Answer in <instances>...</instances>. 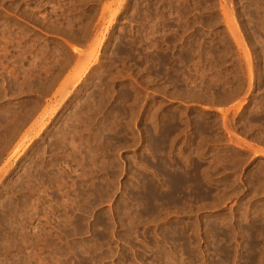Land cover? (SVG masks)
<instances>
[{"label":"rangeland","instance_id":"rangeland-1","mask_svg":"<svg viewBox=\"0 0 264 264\" xmlns=\"http://www.w3.org/2000/svg\"><path fill=\"white\" fill-rule=\"evenodd\" d=\"M251 226L264 264V0H0V264H225Z\"/></svg>","mask_w":264,"mask_h":264},{"label":"bare ground","instance_id":"bare-ground-1","mask_svg":"<svg viewBox=\"0 0 264 264\" xmlns=\"http://www.w3.org/2000/svg\"><path fill=\"white\" fill-rule=\"evenodd\" d=\"M169 66H172L170 63H166ZM177 64L173 66V71L176 72ZM113 113H121L124 112L119 110L118 108H113L111 110ZM179 130L178 125L170 124L165 129V134L174 133ZM111 131V130H110ZM150 139L149 145L151 146L152 151L158 152L161 154L163 152L164 142L162 140H159L161 137H153L148 136ZM21 146V143L18 145V148ZM167 161L160 159L159 164L156 165V170L159 175V177L163 178L161 179V182H159L158 185L150 184L147 185L144 189L145 191L143 193H137L132 194V197L138 201V206H142V216H154L157 212L159 207L164 206V204H171V203H177L179 201V195L184 190L183 180L179 175L173 174V175H166L165 171L167 173ZM167 180V181H166ZM170 181V182H169ZM168 188V191L163 193L161 191V188ZM251 234L247 238L246 241V254L245 255H239L236 256V251L233 250L225 251L222 253V256L224 257L225 264H229L228 262L230 260H233V264L235 259H243L244 264H258V258L256 254V248L258 244V234H259V227L258 226H251L250 228ZM221 251V250H220Z\"/></svg>","mask_w":264,"mask_h":264}]
</instances>
